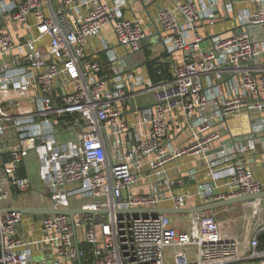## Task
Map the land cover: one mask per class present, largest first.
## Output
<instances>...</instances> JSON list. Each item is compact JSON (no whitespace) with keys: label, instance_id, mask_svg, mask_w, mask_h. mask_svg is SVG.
I'll return each mask as SVG.
<instances>
[{"label":"built area","instance_id":"built-area-1","mask_svg":"<svg viewBox=\"0 0 264 264\" xmlns=\"http://www.w3.org/2000/svg\"><path fill=\"white\" fill-rule=\"evenodd\" d=\"M172 1L151 21L166 52L183 57L170 77L153 84L125 74L126 86L122 73L106 79L88 50L104 29L127 53L141 50L147 32L140 17H124L127 0H0V209L12 189H27L17 169L33 150L50 208L92 212L45 215L36 234L21 229L27 215L0 212V264H47L38 259L43 250L51 264H264L263 198L242 202V217L258 223L246 244L225 235L229 221L215 210L117 211L264 191L254 170L257 145L264 146V0H250L252 10L235 17L229 34L208 37L198 28L232 18L230 10L213 13L217 0ZM147 92L153 103L131 124L124 106ZM243 113L255 116L246 139L235 142L228 119ZM177 126L190 133L180 147L166 139ZM134 127L144 129L135 139ZM185 156L201 164L170 175L165 166ZM185 178L193 192L178 191ZM173 216L187 218L176 224Z\"/></svg>","mask_w":264,"mask_h":264},{"label":"crops","instance_id":"crops-1","mask_svg":"<svg viewBox=\"0 0 264 264\" xmlns=\"http://www.w3.org/2000/svg\"><path fill=\"white\" fill-rule=\"evenodd\" d=\"M128 6L123 9V15L125 18H133L138 16L142 19L147 37L142 41L141 50L136 53H127L121 46L116 43V40L109 29H104L100 37L92 38L89 41V52L92 54V58L98 61L102 66V75L106 79L113 78L117 74H123V80L126 86L128 83L136 78L156 83L160 80L166 79L171 75L172 66L183 57V52H175V54H168L160 41L161 32L154 26L151 19L154 17L156 11L160 7H172V0H152L147 5H144L141 0H127ZM177 2L183 0H175ZM198 1V0H197ZM207 2V0H200ZM230 10L232 18H223L218 20L211 26H200L199 32L203 36L211 35H226L237 28L235 17L240 13L252 10V3L250 0H217V6L212 7L213 13H219L223 15L225 9ZM106 44V46H105ZM106 47V48H105ZM115 55L120 63H111L108 59L109 56ZM125 74L131 75L130 80L127 79ZM153 103V97L151 93H144L137 95L132 99L127 100L124 106V117L131 123L134 124L138 119V116L145 108V106H151ZM255 114L250 116L246 113L233 116L228 119L230 126L232 140L235 142H241L246 139L250 130V120L254 118ZM240 120L246 122V126L239 128L234 124ZM143 128L134 127L132 129V138H137L142 132ZM66 139L73 137L72 132H66L64 136ZM167 142L171 146L180 147L187 144L190 141V133L187 130L179 128L177 126L175 130L167 136ZM223 144H230L231 140L225 138L222 141ZM218 142L213 144L214 149H220ZM218 146V147H217ZM1 160H5L6 156H0ZM190 156H185L177 161L168 163L165 168L170 175H179L184 173L188 168L201 163L196 161ZM254 160L255 164V176L264 182V146L257 145ZM37 161V155L35 151L31 150L25 156L24 160L17 169V175L21 178H26L28 181V187L25 191L18 192L15 189L11 190L9 200L4 204V208L11 207H36V208H50V201L47 194L37 191L38 182L41 183L39 176V167L37 172L34 173L32 166ZM202 168V166H201ZM22 171V176L19 175ZM38 175V176H37ZM204 171L199 172L196 177V182L204 181ZM196 189L195 182L185 178V186L180 188L178 191L193 192ZM47 197V198H46ZM46 198V199H45ZM200 201L198 199H192L189 206H198ZM239 205V206H238ZM164 208L171 207L170 202H164L161 204ZM232 210L228 211L227 206L215 209L217 218L220 220L229 221L225 235L228 237L236 238L242 241L244 244L254 235L257 227V222L253 220H247L242 217V202L232 204ZM260 218L264 220V198L261 202ZM43 216L27 215L26 220L21 227L22 230L27 232H38L39 223ZM186 216H173L174 223L179 224L181 219H186ZM250 219V218H249ZM261 245L264 244V235L259 236ZM170 252H167L170 256ZM170 259L168 263H170ZM236 264H256V261H243Z\"/></svg>","mask_w":264,"mask_h":264},{"label":"water","instance_id":"water-1","mask_svg":"<svg viewBox=\"0 0 264 264\" xmlns=\"http://www.w3.org/2000/svg\"><path fill=\"white\" fill-rule=\"evenodd\" d=\"M149 106H145L147 108ZM264 198V191L257 193V194H250V195H241L235 198H231L228 200H222L217 202H212L208 204H203L199 206H191L186 208H171V207H162V208H156L154 210H135V209H129V210H117L118 212H125V213H131V214H137V213H150L152 215H155L157 213H164L169 215H185V214H191L195 212H201L206 210H215L224 206L232 205L238 202H245L250 201L254 199H262ZM12 211L20 212L24 215H33V216H45V215H58V214H65L70 217H72L74 214H84V213H92L89 210L84 209H59L55 210L53 208H36V207H11V208H2L0 209V212L2 213H9ZM264 235L261 234L260 237Z\"/></svg>","mask_w":264,"mask_h":264},{"label":"rangeland","instance_id":"rangeland-1","mask_svg":"<svg viewBox=\"0 0 264 264\" xmlns=\"http://www.w3.org/2000/svg\"><path fill=\"white\" fill-rule=\"evenodd\" d=\"M237 125L239 128L245 127L246 126V122H241L240 120H238L234 126ZM62 136V135H61ZM37 167H38V158L37 161L34 162L32 169L33 172L36 173L37 172ZM36 171V172H35ZM38 176V175H37ZM37 191L38 192H43V194H47L50 195L49 191L44 187V185L42 184V182L39 184L38 182V186H37ZM47 198V197H46ZM45 198V199H46ZM49 199V198H48ZM239 206V205H238ZM170 250L168 249L167 252H169ZM38 259L40 260H46L47 264H51L50 263V253L48 250H43V252L41 253V255L38 257Z\"/></svg>","mask_w":264,"mask_h":264},{"label":"trees","instance_id":"trees-1","mask_svg":"<svg viewBox=\"0 0 264 264\" xmlns=\"http://www.w3.org/2000/svg\"><path fill=\"white\" fill-rule=\"evenodd\" d=\"M19 175H20V176H22V175H23V174H22V171H20Z\"/></svg>","mask_w":264,"mask_h":264}]
</instances>
